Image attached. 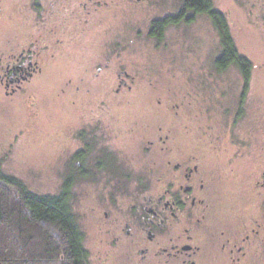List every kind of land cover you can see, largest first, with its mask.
Wrapping results in <instances>:
<instances>
[{
	"label": "flooded vegetation",
	"instance_id": "af4514ba",
	"mask_svg": "<svg viewBox=\"0 0 264 264\" xmlns=\"http://www.w3.org/2000/svg\"><path fill=\"white\" fill-rule=\"evenodd\" d=\"M123 1L28 0L26 15L19 9L28 17L16 16L25 24V40L0 54L2 94L14 96L27 83L44 77L47 70L55 68L61 73V92L76 112L62 135L58 175L63 187L59 194L77 220L85 264H103L108 257H123L125 264H247L248 257L260 249L262 224L256 217L254 197L264 181L250 182L249 194L243 187L235 191L232 197H238L239 203L221 223L214 218L216 189L208 165L209 159L222 158L229 165L227 176L239 177L233 161L244 154L240 133L220 144L215 140L219 135L211 133L210 127L192 126L197 124L196 113L181 109L185 101L133 96L142 79L116 60L126 49L127 33L122 35L125 40L104 45V51L97 53L80 39L89 23L103 16V11L115 13ZM200 15L207 16L219 39V52L208 68V115L230 119L232 131V123L237 127L246 108L254 64L238 46L231 27L236 56L250 60L248 76L241 61L220 60L224 46L212 16L186 11L183 0L176 13L153 19L148 33L162 40L170 25L190 24ZM168 17L183 18L160 27L159 38L152 22ZM229 70L236 71L241 86L236 103L230 98V105L229 100L215 99L217 90L213 89L214 84L228 86L232 78L223 75ZM136 106L141 109L132 110ZM89 209L96 221L93 251L77 218Z\"/></svg>",
	"mask_w": 264,
	"mask_h": 264
},
{
	"label": "rangeland",
	"instance_id": "374dc122",
	"mask_svg": "<svg viewBox=\"0 0 264 264\" xmlns=\"http://www.w3.org/2000/svg\"><path fill=\"white\" fill-rule=\"evenodd\" d=\"M212 1L227 15L238 46L254 64L246 108L237 127L232 123V131L230 119L216 113L208 115L205 103L211 93L208 68L219 52L218 34L207 16L200 15L190 24L181 21L170 25L162 40L151 38L148 33L153 19L176 13L182 0L123 1L115 13L103 11L101 20L89 23L80 39L97 53L104 51V45L109 46L120 38L125 40L122 35L127 33L126 49L116 60L142 79L138 89L133 90V96L148 101L159 97L172 103L185 101L181 109L196 113L197 124L193 122L192 126L210 127L211 133L219 135L215 140L220 144L229 142V136L235 132L240 133L244 154L233 161L239 177L227 176L229 165H224V159L208 161L214 174L212 185L216 189L214 218L224 223V216L229 219L233 214L229 209L239 203L238 197H232L233 193L242 187L249 190L250 182L258 178L264 181V0ZM29 3L28 0H0V54L25 40V24L16 16L27 18L28 15L24 17L19 9L25 14ZM56 70H47L44 77L27 83L14 96H3L0 84V165L6 174L18 178L32 192L41 195H57L63 187L58 175L62 135L76 112L61 92L62 76ZM223 77L232 78V81L227 87L214 84L215 99L228 101L231 98L236 103L241 92L237 73L229 70ZM137 109L141 108L136 106L132 110ZM254 200L256 217L262 224L261 244L259 252L248 257L247 264H264V187L255 194ZM77 218L85 230L87 246L93 251L95 213L89 209L79 213ZM103 264L125 263L123 257H108Z\"/></svg>",
	"mask_w": 264,
	"mask_h": 264
},
{
	"label": "trees",
	"instance_id": "16d2710c",
	"mask_svg": "<svg viewBox=\"0 0 264 264\" xmlns=\"http://www.w3.org/2000/svg\"><path fill=\"white\" fill-rule=\"evenodd\" d=\"M183 7L212 16L224 46L220 60L241 61L248 76L250 60L236 56L227 17L213 1L183 0ZM182 18L153 21V33L161 38L160 27L164 29ZM81 241L75 215L61 194L34 193L21 180L6 174L0 165V264H85Z\"/></svg>",
	"mask_w": 264,
	"mask_h": 264
}]
</instances>
